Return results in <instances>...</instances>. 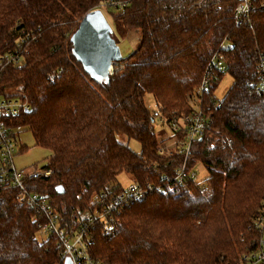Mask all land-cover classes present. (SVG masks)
Segmentation results:
<instances>
[{
	"label": "trees",
	"instance_id": "trees-1",
	"mask_svg": "<svg viewBox=\"0 0 264 264\" xmlns=\"http://www.w3.org/2000/svg\"><path fill=\"white\" fill-rule=\"evenodd\" d=\"M105 2L0 0V53L30 34L22 63L0 72V95L21 92L30 103L9 124L26 128L51 152V174L28 187L48 196L61 226L72 231L95 194L121 190L118 176L125 172L153 188L115 214L108 233L96 224L91 258L104 264H241V254L257 250L261 237L253 223L264 202V92L255 85L264 7L237 22V0H128L116 12L104 6L117 30H137L139 39L102 83L73 56L70 37L82 17ZM224 39L232 83L217 100L214 91L225 73H211L199 104L210 126L193 143L187 166L201 163L208 175L182 186L172 180L180 158L161 154L145 96L152 95L167 119L189 115L190 96ZM54 69L60 74L49 78ZM118 134L136 140L139 153ZM219 136L232 143L221 146ZM0 264H65L55 237L39 238L32 210L13 189H0Z\"/></svg>",
	"mask_w": 264,
	"mask_h": 264
},
{
	"label": "built area",
	"instance_id": "built-area-1",
	"mask_svg": "<svg viewBox=\"0 0 264 264\" xmlns=\"http://www.w3.org/2000/svg\"><path fill=\"white\" fill-rule=\"evenodd\" d=\"M128 5V0H106L103 6L121 10ZM264 7V0H237L234 7V16L237 22L244 20L253 10ZM30 34L20 38L14 48L0 53V72L8 66H18L23 60V51L28 43ZM225 39L210 55L205 72L199 86L190 96L192 112L184 117L167 119L161 106L156 102L153 108H149L152 117L159 123L167 124L174 132L172 141L168 145H159L161 154L170 156L178 155L179 162L175 167L172 180L179 185L187 186L189 181H195L194 168H188V158L193 143L202 137L209 129L210 119L200 109L202 94L208 89L211 73H226V56L223 52ZM117 61L112 62L110 73L121 68ZM258 79L256 89L264 92V54H261L257 63ZM61 69H54L48 73L49 78L58 76ZM219 105V103H218ZM30 109V103L23 93L9 96L0 95V189H13L17 193V201L30 208L36 222L38 233L54 236L62 254L64 263L69 260L71 264H104L98 259H93L88 254L92 232L98 222H101L104 232L108 233L115 214L129 207L134 201L142 199L152 190L151 184H138L132 181L121 190L101 191L95 194L90 201V208L86 210L80 219L77 228L67 231L60 224V215L52 205L51 199L30 189L27 183L41 176H49L51 169L47 166L48 160L41 166L19 168L13 163V157L17 153L15 131L18 129L9 124V119L21 112ZM221 146L230 145L231 138L219 136L217 138ZM172 149V150H171ZM254 227L262 232L264 226V202L258 216L255 218ZM241 264H264V239L260 237L255 251L244 252L240 257Z\"/></svg>",
	"mask_w": 264,
	"mask_h": 264
},
{
	"label": "rangeland",
	"instance_id": "rangeland-1",
	"mask_svg": "<svg viewBox=\"0 0 264 264\" xmlns=\"http://www.w3.org/2000/svg\"><path fill=\"white\" fill-rule=\"evenodd\" d=\"M99 9L102 11L106 20L112 28L113 38L120 49L122 57H127L137 46L139 32L137 30L127 29L123 31L117 30L113 23L112 16L106 12L105 7L102 6ZM110 10L111 12H116V9L114 8ZM226 46L227 42L223 44L224 48H226ZM231 83L232 77L228 73H225L214 91V97L217 100H220L225 95ZM14 92L16 91L9 89L6 93L11 94ZM145 101L148 108H153L155 101L151 94H146ZM154 127L157 138L162 139L160 142L169 140L174 135V132L167 124L159 123L157 120L154 121ZM15 136L17 139L16 142L18 148L16 155H14L13 157V163L16 167L25 168L33 165L41 166L47 162L51 155L50 150L40 145H37L30 131H28L26 128H18L15 131ZM164 138L165 140H163ZM118 140L124 143H128L130 149H132L136 153H139L140 144L136 140L127 139L123 134H118ZM194 171L196 172V182L203 181L208 175L206 168L201 163L195 164ZM118 181L121 183L122 186H127L133 181V179L131 175L123 172L118 176ZM43 237H45V235L39 233V238ZM261 238L264 239V226L261 232Z\"/></svg>",
	"mask_w": 264,
	"mask_h": 264
},
{
	"label": "water",
	"instance_id": "water-1",
	"mask_svg": "<svg viewBox=\"0 0 264 264\" xmlns=\"http://www.w3.org/2000/svg\"><path fill=\"white\" fill-rule=\"evenodd\" d=\"M111 33L112 28L102 11L93 9L82 17L70 37L73 56L92 79L102 83L108 80L112 62L122 57ZM59 192L62 189L59 188ZM65 264L71 263L66 260Z\"/></svg>",
	"mask_w": 264,
	"mask_h": 264
},
{
	"label": "crops",
	"instance_id": "crops-1",
	"mask_svg": "<svg viewBox=\"0 0 264 264\" xmlns=\"http://www.w3.org/2000/svg\"><path fill=\"white\" fill-rule=\"evenodd\" d=\"M158 140L161 141L162 139H159V138H158ZM163 140H165V138H164ZM171 141H172V139L170 138L169 140H165V141H163V142H160V145H161L162 143H163V145H168Z\"/></svg>",
	"mask_w": 264,
	"mask_h": 264
}]
</instances>
